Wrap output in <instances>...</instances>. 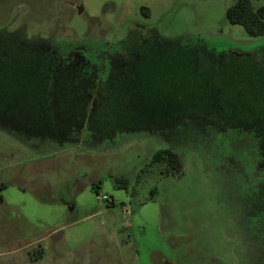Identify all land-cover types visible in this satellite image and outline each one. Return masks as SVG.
Instances as JSON below:
<instances>
[{
    "label": "rangeland",
    "instance_id": "rangeland-1",
    "mask_svg": "<svg viewBox=\"0 0 264 264\" xmlns=\"http://www.w3.org/2000/svg\"><path fill=\"white\" fill-rule=\"evenodd\" d=\"M236 1L0 0V36L62 54L152 30L259 53L201 59L204 109L144 131L101 140L77 124L59 143L0 124V264H264V125L245 126L264 122V37L228 21ZM165 150L180 168L153 161Z\"/></svg>",
    "mask_w": 264,
    "mask_h": 264
},
{
    "label": "trees",
    "instance_id": "trees-1",
    "mask_svg": "<svg viewBox=\"0 0 264 264\" xmlns=\"http://www.w3.org/2000/svg\"><path fill=\"white\" fill-rule=\"evenodd\" d=\"M226 16L250 37H264V7L237 0ZM7 34L0 36V124L58 142L67 140L56 135L72 132L69 127L77 124H87L102 140L123 131L173 123L178 116L203 107L205 99L195 92L205 74L200 71L201 59L215 66L230 58L248 64L259 60L258 52L220 50L202 38H165L153 30L132 32L118 49L96 56L14 43L15 36ZM153 161L181 166L180 157L170 150L159 151Z\"/></svg>",
    "mask_w": 264,
    "mask_h": 264
},
{
    "label": "flooded vegetation",
    "instance_id": "flooded-vegetation-1",
    "mask_svg": "<svg viewBox=\"0 0 264 264\" xmlns=\"http://www.w3.org/2000/svg\"><path fill=\"white\" fill-rule=\"evenodd\" d=\"M74 51H75V50H74ZM75 56H78V55L75 54ZM263 125H264V122H262V123H258V122H257L256 125H255V123H253V125H250V126H249V125H245V126L247 127V131H248V130H250V129H251V130H256V129H258V127H260V126L263 127ZM247 134H248V136L250 137V140H251V138L253 137V138H252L253 140H257V142H260V140H261V143H262V141H263V139H262L263 136H261L262 138H261L260 136H259V138H258V136H257L254 132H252V131L247 132ZM250 140H249V141H250Z\"/></svg>",
    "mask_w": 264,
    "mask_h": 264
}]
</instances>
